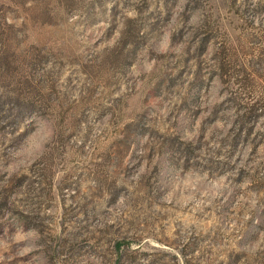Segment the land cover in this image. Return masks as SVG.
Wrapping results in <instances>:
<instances>
[{
  "label": "rangeland",
  "instance_id": "obj_1",
  "mask_svg": "<svg viewBox=\"0 0 264 264\" xmlns=\"http://www.w3.org/2000/svg\"><path fill=\"white\" fill-rule=\"evenodd\" d=\"M0 264H264V0H0Z\"/></svg>",
  "mask_w": 264,
  "mask_h": 264
},
{
  "label": "trees",
  "instance_id": "obj_2",
  "mask_svg": "<svg viewBox=\"0 0 264 264\" xmlns=\"http://www.w3.org/2000/svg\"><path fill=\"white\" fill-rule=\"evenodd\" d=\"M122 244H124V243L119 242V243L117 244V247L119 248Z\"/></svg>",
  "mask_w": 264,
  "mask_h": 264
}]
</instances>
